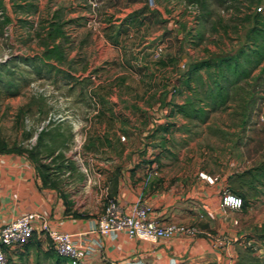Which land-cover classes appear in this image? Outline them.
I'll return each instance as SVG.
<instances>
[{
	"label": "crops",
	"instance_id": "crops-1",
	"mask_svg": "<svg viewBox=\"0 0 264 264\" xmlns=\"http://www.w3.org/2000/svg\"><path fill=\"white\" fill-rule=\"evenodd\" d=\"M10 1L4 0L9 24L22 38L25 32L43 40L39 55L48 66L45 72L57 79L53 83L67 101L59 129L74 114L90 117L79 119L88 122L85 127L74 124L81 133L74 150H54L77 154L81 163L74 161V168L50 159L56 168L44 176L33 159L0 153V229L22 214L41 212L52 228L73 235L91 264H238L245 249L264 262V188L256 187L259 179L253 174L237 177L233 186L245 204L240 209L222 205L232 176L253 168L229 162L216 172L197 160L204 146L196 140L212 117L174 113L188 97L185 72L178 73L182 83L177 84L172 47L161 59L153 57L180 21V0L175 5L174 0ZM55 26L59 31L50 37ZM56 44L59 60L46 59ZM54 61L60 62L58 69ZM248 118L243 125L253 117ZM72 169L78 173L74 179L67 177ZM201 172L217 180L210 183ZM107 196L126 208L147 203L163 224L196 232L158 242L117 231L103 236L94 227L103 213L99 203L105 204ZM6 252L7 264H69L39 231Z\"/></svg>",
	"mask_w": 264,
	"mask_h": 264
},
{
	"label": "rangeland",
	"instance_id": "rangeland-1",
	"mask_svg": "<svg viewBox=\"0 0 264 264\" xmlns=\"http://www.w3.org/2000/svg\"><path fill=\"white\" fill-rule=\"evenodd\" d=\"M5 1L11 5L10 0ZM176 2L174 0V5ZM177 4L176 15L179 14L180 21L174 22L176 26L171 38L161 43L164 52L167 47L174 50V80L177 84L182 83L178 73L187 72L196 61L235 55L241 49L254 57L253 49L261 40L257 35L264 30V0H206L205 4L180 0ZM255 28L261 31H254ZM177 29L181 30L179 34L183 35V40L176 37ZM18 34L11 24L0 29V153L22 154L33 159L39 163L41 174L54 168L49 164L50 159L68 161L74 168V161L81 163L77 154H54V150L59 147L62 151L74 150L81 134L80 128L74 130V124L85 127L88 122L79 119L87 120L90 116L77 114L76 117L74 114L65 124L66 128L59 129L57 120L62 117L60 111L63 112L67 101L53 83L57 79L49 78L45 72L48 66L39 55L43 40L36 38L35 34L25 35L24 32L23 38ZM241 59L244 61V56ZM54 63L52 66L58 69L60 62ZM156 63L160 64L159 61ZM263 67L264 60L249 78L237 83L232 82L234 76L231 73L232 84L222 79L228 89L225 92L228 100L222 105H216L207 97L209 91L216 92L213 68H204L196 74L201 77L194 82L196 106L203 107L207 117H212L206 133H200L196 140L204 150L195 156L205 168L219 172L229 162L242 167H264ZM189 92L188 89L183 91L188 96ZM244 117L253 118L243 125ZM42 164L48 168L41 167ZM77 174L72 169L67 177L74 179ZM55 175L60 177L62 174ZM260 179L264 182V177ZM258 185L264 188L262 182L257 181L256 187ZM99 208L102 213V200ZM249 250L240 254H250Z\"/></svg>",
	"mask_w": 264,
	"mask_h": 264
},
{
	"label": "built area",
	"instance_id": "built-area-1",
	"mask_svg": "<svg viewBox=\"0 0 264 264\" xmlns=\"http://www.w3.org/2000/svg\"><path fill=\"white\" fill-rule=\"evenodd\" d=\"M149 2L153 3L154 0ZM163 52L164 47L159 44L153 53L154 59H161ZM122 138L125 139L124 136ZM200 176L210 183L217 180V177L203 172ZM221 203L224 206L240 209L244 205V199L226 187L222 192ZM94 229L103 236L117 231L126 234L129 238L151 242L170 238L176 233L194 234L196 232L195 228L185 225L163 224L153 215L152 206L147 203L136 201L126 208L115 196L106 197L103 213ZM36 231L48 237L56 252L66 257L69 264H91L85 259V253L73 235L52 228L46 216L38 211L22 214L0 229V264L8 262L7 247L25 244Z\"/></svg>",
	"mask_w": 264,
	"mask_h": 264
},
{
	"label": "trees",
	"instance_id": "trees-1",
	"mask_svg": "<svg viewBox=\"0 0 264 264\" xmlns=\"http://www.w3.org/2000/svg\"><path fill=\"white\" fill-rule=\"evenodd\" d=\"M190 2L195 3H201L205 4L206 0H190ZM11 22V17L7 13L4 0H0V29L4 28ZM59 28L55 26L51 30V35H55L58 33ZM254 31H261L260 28H255ZM264 30H262L257 36L260 37L261 40H259V43H257V48L253 49V52L255 51L254 57L250 56L249 52L245 49H241L237 54L227 56V57H215L212 60H202V61H196L191 64V67L188 69L187 72L184 73V80L183 85L186 89L190 91V95L186 98L185 102L183 104L176 105L174 107V113H180L184 117H207L205 109L203 107L198 108L196 106V100L197 96L195 94L196 87L194 85V82L197 79H200L197 77V73H199L202 69H212L213 68V83L215 85L216 92L209 91V94L207 95L208 98H211L216 102V105H222L225 104L228 100V97L226 96L225 92H227V86L224 85L221 80L224 79L226 81H230L229 73L233 74L234 79L232 82L237 83L241 79L249 78L253 71L257 69L261 65V63L264 60ZM263 33V34H262ZM54 37V36H53ZM59 48L58 45H54L52 49L48 51L47 55L48 57L46 59H49L50 57L54 56L56 60H59ZM252 54V53H251ZM242 56H244V61H242ZM43 60V59H41ZM261 73H264V67L261 70ZM202 76V75H198ZM232 84V83H231ZM41 167L48 168L47 165L42 164ZM42 168V169H43ZM40 170V169H39ZM44 172L43 175L45 176ZM250 174H253L259 181H261L263 184L264 182L260 179L261 177H264V167L259 168H253L248 169L244 171L243 173H237L232 176V185L230 187V190L237 194V190L235 186L237 177H246ZM48 175V174H47ZM244 199L245 204V196L241 195ZM250 254L241 255L238 264H264L262 260L257 257L256 255H252V250H249ZM68 261V259H67Z\"/></svg>",
	"mask_w": 264,
	"mask_h": 264
}]
</instances>
